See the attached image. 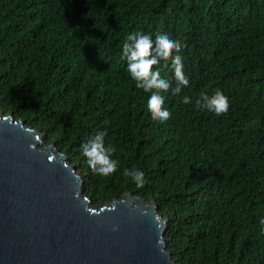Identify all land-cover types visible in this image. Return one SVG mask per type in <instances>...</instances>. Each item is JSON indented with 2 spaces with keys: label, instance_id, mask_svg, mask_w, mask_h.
Masks as SVG:
<instances>
[{
  "label": "trees",
  "instance_id": "1",
  "mask_svg": "<svg viewBox=\"0 0 264 264\" xmlns=\"http://www.w3.org/2000/svg\"><path fill=\"white\" fill-rule=\"evenodd\" d=\"M159 30L184 45L189 79L162 93L164 122L120 56L128 33ZM155 67L175 85L170 58ZM217 90L227 113L195 106ZM0 112L67 155L91 205L154 200L175 264H264V0H0ZM99 131L116 149L107 176L81 151Z\"/></svg>",
  "mask_w": 264,
  "mask_h": 264
},
{
  "label": "water",
  "instance_id": "2",
  "mask_svg": "<svg viewBox=\"0 0 264 264\" xmlns=\"http://www.w3.org/2000/svg\"><path fill=\"white\" fill-rule=\"evenodd\" d=\"M83 185L54 142L0 112V264H175L154 200L95 207Z\"/></svg>",
  "mask_w": 264,
  "mask_h": 264
},
{
  "label": "clouds",
  "instance_id": "3",
  "mask_svg": "<svg viewBox=\"0 0 264 264\" xmlns=\"http://www.w3.org/2000/svg\"><path fill=\"white\" fill-rule=\"evenodd\" d=\"M184 45L174 39L167 30H159L154 35L151 32L132 31L127 34L121 45V59L126 61L127 71L137 88L147 92L145 99L146 107L152 116L161 122L168 120L170 112L162 107L165 103L163 92H171L177 95L189 84V79L184 72V63L180 55ZM164 58L171 59V68L175 85L161 76L159 68L155 67L157 62ZM182 102H190L187 96ZM195 106L215 115L227 113L229 110V99L222 91L217 90L213 94L201 93L196 100ZM105 131H99L87 142L81 144V151L86 158L89 168L96 174L107 176L117 169L118 161L112 158L116 149L106 146L104 142ZM137 184H143L144 169L133 167L125 168ZM262 231H264V218L260 220Z\"/></svg>",
  "mask_w": 264,
  "mask_h": 264
}]
</instances>
